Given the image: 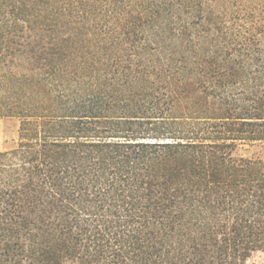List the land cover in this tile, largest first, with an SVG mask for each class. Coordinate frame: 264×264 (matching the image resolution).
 <instances>
[{"label":"trees","instance_id":"16d2710c","mask_svg":"<svg viewBox=\"0 0 264 264\" xmlns=\"http://www.w3.org/2000/svg\"><path fill=\"white\" fill-rule=\"evenodd\" d=\"M0 264H264V0H0Z\"/></svg>","mask_w":264,"mask_h":264},{"label":"rangeland","instance_id":"374dc122","mask_svg":"<svg viewBox=\"0 0 264 264\" xmlns=\"http://www.w3.org/2000/svg\"><path fill=\"white\" fill-rule=\"evenodd\" d=\"M19 125L17 122L6 123L0 120V151L12 147L13 141L18 137ZM254 263H263L264 256L256 255L253 260Z\"/></svg>","mask_w":264,"mask_h":264}]
</instances>
